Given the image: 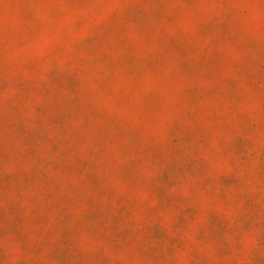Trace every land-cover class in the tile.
<instances>
[{
    "label": "rangeland",
    "instance_id": "1",
    "mask_svg": "<svg viewBox=\"0 0 264 264\" xmlns=\"http://www.w3.org/2000/svg\"><path fill=\"white\" fill-rule=\"evenodd\" d=\"M0 264H264V0H0Z\"/></svg>",
    "mask_w": 264,
    "mask_h": 264
}]
</instances>
